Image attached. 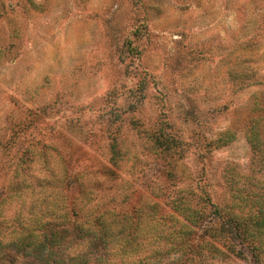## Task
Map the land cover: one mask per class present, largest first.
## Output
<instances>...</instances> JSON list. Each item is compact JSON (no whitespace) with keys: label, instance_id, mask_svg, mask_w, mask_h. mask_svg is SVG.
<instances>
[{"label":"rangeland","instance_id":"obj_1","mask_svg":"<svg viewBox=\"0 0 264 264\" xmlns=\"http://www.w3.org/2000/svg\"><path fill=\"white\" fill-rule=\"evenodd\" d=\"M263 153L264 0H0V264H264Z\"/></svg>","mask_w":264,"mask_h":264},{"label":"trees","instance_id":"obj_2","mask_svg":"<svg viewBox=\"0 0 264 264\" xmlns=\"http://www.w3.org/2000/svg\"><path fill=\"white\" fill-rule=\"evenodd\" d=\"M251 147L253 150H260L259 142L252 141ZM264 156V153H263ZM77 231L75 226L70 227H63L58 229H50L48 233L43 236V241L35 247V249L39 252L38 254L41 255L40 257L43 258V254L47 251L54 250V251H61L62 249L66 248V239L62 232H67L68 235H75L74 233ZM61 233V234H60ZM98 237L94 238L96 242ZM59 263V260L57 261ZM76 264V263H73ZM84 264V263H82Z\"/></svg>","mask_w":264,"mask_h":264}]
</instances>
